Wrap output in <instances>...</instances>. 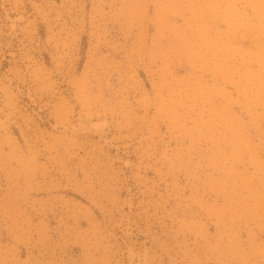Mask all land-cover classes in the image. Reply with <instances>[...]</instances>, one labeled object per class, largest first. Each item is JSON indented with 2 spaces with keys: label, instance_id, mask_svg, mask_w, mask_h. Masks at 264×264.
Returning <instances> with one entry per match:
<instances>
[{
  "label": "rangeland",
  "instance_id": "1",
  "mask_svg": "<svg viewBox=\"0 0 264 264\" xmlns=\"http://www.w3.org/2000/svg\"><path fill=\"white\" fill-rule=\"evenodd\" d=\"M0 264H264V0H0Z\"/></svg>",
  "mask_w": 264,
  "mask_h": 264
},
{
  "label": "bare ground",
  "instance_id": "2",
  "mask_svg": "<svg viewBox=\"0 0 264 264\" xmlns=\"http://www.w3.org/2000/svg\"><path fill=\"white\" fill-rule=\"evenodd\" d=\"M9 35H10V34H9ZM83 120H84V119H83ZM85 122H86V121H85ZM98 122H99V121H98ZM80 123H81V122H80ZM103 125H104V124H103ZM129 161H130V160H129ZM129 187H130V186H129ZM129 252H130V251H129ZM137 253H138V252H137ZM131 254H132V256L134 257L135 254H134L133 251L131 252ZM129 255H130V254H129ZM136 255H137V254H136ZM138 255H139V254H138ZM138 255H137V256H138ZM138 257H139V256H138ZM131 259H132V258H131ZM143 262H145V261H143ZM137 263H138V262H137Z\"/></svg>",
  "mask_w": 264,
  "mask_h": 264
}]
</instances>
